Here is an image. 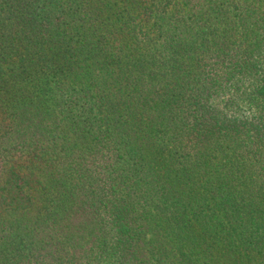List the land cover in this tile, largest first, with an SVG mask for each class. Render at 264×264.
<instances>
[{"label": "trees", "instance_id": "16d2710c", "mask_svg": "<svg viewBox=\"0 0 264 264\" xmlns=\"http://www.w3.org/2000/svg\"><path fill=\"white\" fill-rule=\"evenodd\" d=\"M0 264H264V0H0Z\"/></svg>", "mask_w": 264, "mask_h": 264}]
</instances>
